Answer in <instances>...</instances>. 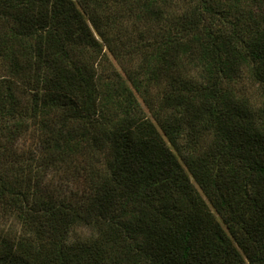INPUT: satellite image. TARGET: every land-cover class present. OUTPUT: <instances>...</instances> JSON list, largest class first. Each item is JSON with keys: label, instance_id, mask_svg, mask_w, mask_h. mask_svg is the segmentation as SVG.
Listing matches in <instances>:
<instances>
[{"label": "trees", "instance_id": "16d2710c", "mask_svg": "<svg viewBox=\"0 0 264 264\" xmlns=\"http://www.w3.org/2000/svg\"><path fill=\"white\" fill-rule=\"evenodd\" d=\"M0 264H264V0H0Z\"/></svg>", "mask_w": 264, "mask_h": 264}, {"label": "rangeland", "instance_id": "374dc122", "mask_svg": "<svg viewBox=\"0 0 264 264\" xmlns=\"http://www.w3.org/2000/svg\"><path fill=\"white\" fill-rule=\"evenodd\" d=\"M30 143V140L25 142ZM71 168H61L59 169L53 176H54V183L59 186V188H70V189H77L82 186L81 181L83 177L79 176V178L73 177V172L70 171ZM79 185L75 187L74 185Z\"/></svg>", "mask_w": 264, "mask_h": 264}]
</instances>
